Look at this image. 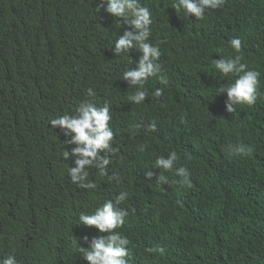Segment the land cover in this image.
<instances>
[{"label": "trees", "instance_id": "16d2710c", "mask_svg": "<svg viewBox=\"0 0 264 264\" xmlns=\"http://www.w3.org/2000/svg\"><path fill=\"white\" fill-rule=\"evenodd\" d=\"M99 2L0 0V260L15 255L18 264H87L78 247L106 235L94 229L85 242L75 228L80 209L73 201L82 190L68 181L67 161L75 158L62 157L74 145L49 122L95 100L109 103L118 151L110 156L108 174L97 180L90 205L128 193L120 208L128 211L123 235L131 264H264V96L257 100L259 117L225 116L226 95L217 88L230 78L212 64L235 55L229 41L239 38L242 62L260 73L258 91L264 94V0H226L202 21L184 18L172 0H141L152 12L150 41L160 47L167 83L150 78L139 105L128 100L136 89L122 81V73L136 67L140 54L131 50L130 64L110 55L125 27L97 12ZM69 21L79 36L65 38ZM84 48L105 68L87 72L80 62ZM157 89L160 97L154 96ZM208 106L214 167L206 181L191 177L185 185L173 184L172 171L155 161L177 152L174 143L183 162L194 160L188 152L196 135L193 118ZM237 123L243 131L234 134L230 128ZM241 142L253 151L229 154L227 145ZM147 171L169 182L148 180ZM219 180L221 188L212 183ZM150 247L164 252L148 253Z\"/></svg>", "mask_w": 264, "mask_h": 264}, {"label": "clouds", "instance_id": "9594fccd", "mask_svg": "<svg viewBox=\"0 0 264 264\" xmlns=\"http://www.w3.org/2000/svg\"><path fill=\"white\" fill-rule=\"evenodd\" d=\"M225 2L226 0H172L171 7L183 13V17L186 19L191 17L202 21L205 19L206 12L222 8ZM100 10L110 14L114 18V23L119 20L120 28L125 27L123 34L114 41V47L109 52L110 55L115 58L118 56L127 57L128 64H130V51L134 49L140 54L136 67L123 71L122 81L126 82L128 87L136 89L134 94L128 96V100L137 105L142 104L148 96L145 85L150 78L155 77L162 83H167L163 74V66L160 63L162 55L160 47L150 41L152 39V12L148 7L142 5L141 0H100L97 3V12ZM73 26L70 21L67 22L65 38H74L80 35L79 27L74 28ZM229 44L236 53L235 55L212 59V64L218 70L219 75L230 78L227 85L217 88L220 96L226 95L225 103L221 104L223 114L228 116L241 113L243 117L249 115L259 117V102L257 100L264 96L258 91L260 73L249 69L248 65L242 62L240 55L242 42L239 38L231 39ZM100 61V58L95 59L87 49L82 50L80 62L90 74L93 75L96 72V66L105 68ZM88 95L94 96L92 89H88ZM161 95L160 89L154 92L155 97ZM248 111L252 113L248 114ZM209 112L208 106L193 118L196 124V135L188 144V152L194 157L192 162L189 164L183 162L181 151L175 143L172 145V149L177 148V152L172 150L166 157H157L156 167L172 171L171 181L173 184L185 185L189 183L191 177H200L205 180V174L214 167L216 159L209 137L212 127L207 120ZM111 120L109 103L95 100L80 103L74 114H59L49 120L50 125L54 128L58 127L65 136L70 137L66 143L74 145L71 151L64 149L62 157L64 160H68L69 156L75 158L67 161L68 181L82 190L81 197L73 201L80 209L75 220V228L84 235L82 239L85 242H88V237H91L94 229H97L99 233L106 234L93 238L86 248L78 247L87 264H131L129 259L130 241L123 235L124 230L128 227L125 223L128 211L125 208H120V203L127 199L128 193L120 192L115 199L106 200L96 208L90 205V201L96 198L94 189L97 187V180L108 174L107 167L111 163L110 156L118 151L113 147L115 134L110 127ZM222 127L225 130L229 128L225 125ZM149 129L155 131V123L150 124ZM242 131L243 127L240 123L234 124V127L230 128V132L234 134H239ZM225 139L229 140L228 136ZM164 142L168 141L158 143ZM145 147L146 145H142L139 150L144 151ZM227 150L231 155H243L252 152L253 148L241 142L228 144ZM2 176L3 174H0V179ZM145 177L152 180L156 177V173L147 171ZM112 179L117 183L120 182L118 176H113ZM156 179L159 183L169 182L163 175ZM212 183L221 188L223 181H212ZM14 211H9L5 219L10 218ZM30 241L38 244L34 239H30ZM146 251L152 254H163L164 248L150 247ZM0 264H18V261L15 255H8L0 260Z\"/></svg>", "mask_w": 264, "mask_h": 264}]
</instances>
